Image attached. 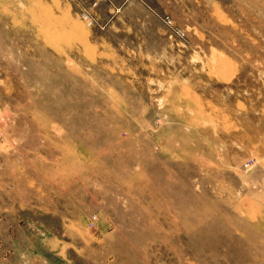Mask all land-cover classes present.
<instances>
[{
  "label": "rangeland",
  "instance_id": "1",
  "mask_svg": "<svg viewBox=\"0 0 264 264\" xmlns=\"http://www.w3.org/2000/svg\"><path fill=\"white\" fill-rule=\"evenodd\" d=\"M189 16L0 0V264H264V0Z\"/></svg>",
  "mask_w": 264,
  "mask_h": 264
},
{
  "label": "crops",
  "instance_id": "2",
  "mask_svg": "<svg viewBox=\"0 0 264 264\" xmlns=\"http://www.w3.org/2000/svg\"><path fill=\"white\" fill-rule=\"evenodd\" d=\"M155 14H181V21H190V6H201V0H136ZM174 19H178L174 17Z\"/></svg>",
  "mask_w": 264,
  "mask_h": 264
},
{
  "label": "built area",
  "instance_id": "3",
  "mask_svg": "<svg viewBox=\"0 0 264 264\" xmlns=\"http://www.w3.org/2000/svg\"><path fill=\"white\" fill-rule=\"evenodd\" d=\"M168 23L170 22V20L167 21Z\"/></svg>",
  "mask_w": 264,
  "mask_h": 264
}]
</instances>
